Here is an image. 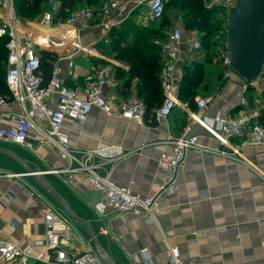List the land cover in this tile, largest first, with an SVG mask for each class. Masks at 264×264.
Here are the masks:
<instances>
[{
    "label": "built area",
    "instance_id": "obj_1",
    "mask_svg": "<svg viewBox=\"0 0 264 264\" xmlns=\"http://www.w3.org/2000/svg\"><path fill=\"white\" fill-rule=\"evenodd\" d=\"M208 8H219L228 17L237 5V0H204ZM167 0H102L94 5H83L67 10V19L55 22L59 3L53 1L37 21L24 26L19 20L14 0H0V38L8 37V68L6 83L10 97L0 93V106H6L9 98L19 105L20 113L15 126L0 125V142L5 141L25 150H34L30 134L37 131L40 143H52L60 151L68 165L55 173H63L72 180L77 173H84L91 180L93 190L100 193V199L92 206L97 217L105 218L110 213H138L146 224H159L162 212L161 199L171 198L178 193V176L184 167L187 153H213L235 158L247 147H259L264 151V107L260 106L264 92V66L261 74L251 81H243L238 103L242 111L238 114L217 111L208 116L215 96L195 98L196 111L188 109L189 104L179 99L176 74L184 51L202 50L197 32L187 35L180 27H174L166 39L158 43L162 68L160 72L164 101L154 111L157 121L167 119L176 108L186 107L189 120L180 134L169 137L170 148L162 152L159 159L158 189L146 196L134 193L133 181L127 186L119 185L110 177V172L101 175V164L92 162L98 155L109 151L122 153L120 149L86 151L82 158L76 156L82 151L70 144L69 136L63 131L65 119L80 123L88 121L94 109L102 110L108 116L120 117L144 125L147 107L138 94L122 96L126 89L117 77L121 68L97 49V45L110 43L112 30L120 26L134 11H139L145 21L160 20L165 13ZM29 23V24H30ZM145 26V25H144ZM44 29H51L44 37ZM101 36L98 37L97 33ZM69 59L70 67L76 56L97 57L105 61L91 74L83 89L67 85L60 76V70L53 69L49 82L45 83L41 71V51ZM228 50L222 52L221 63L229 69ZM57 55V56H58ZM206 132L207 139L218 143L211 147L201 140L196 128ZM237 139V144L233 140ZM51 171H47V174ZM27 176L23 173L0 172V177ZM28 197L40 202L45 223V235L35 242L45 248L41 259L47 264H104L84 229L73 222L59 205L39 187H30ZM38 259L32 248H25L14 241L0 240V264H28ZM165 264H205L185 262L177 247L169 246Z\"/></svg>",
    "mask_w": 264,
    "mask_h": 264
},
{
    "label": "crops",
    "instance_id": "obj_2",
    "mask_svg": "<svg viewBox=\"0 0 264 264\" xmlns=\"http://www.w3.org/2000/svg\"><path fill=\"white\" fill-rule=\"evenodd\" d=\"M175 27L184 28L180 20L175 21ZM186 31V35L190 33ZM97 35L100 37L101 33ZM99 45L97 49L103 53ZM203 53V47L199 52L187 49L183 52L176 74L177 84L186 64L193 60L203 61L209 71L205 77L209 88L201 87L198 96L207 95V91L219 84L212 95L215 102L208 116H214L217 111L240 113L242 108L238 100L244 80L231 71L216 72L213 62H206ZM111 60L121 66L119 69L127 71L130 68L123 60ZM73 61L70 67L69 59H59L58 55L53 69L60 70L66 84L83 89L98 67L91 56H76ZM138 87L139 81L135 78L120 95L138 94ZM162 103V93L151 99L150 116H146L144 125L94 109L85 123L65 119L63 131L69 136L71 146L82 151L76 154L78 158L86 151L107 147L120 149L121 154L111 148L109 153L94 157L92 162L102 165L97 168L101 175L110 172L112 180L123 186L133 181L134 193L146 196L158 189L159 159L162 152L170 148L169 137L180 134L189 120L187 110L192 111L190 105L188 109L176 108L167 119L157 121L154 111ZM260 106L264 107V101ZM19 113V105L9 98L6 106H0V125L15 126ZM196 133L204 143L218 146L216 141L205 138L203 128L197 127ZM30 141L34 150L25 151L36 158L43 169L51 171L48 178L73 209L94 221L101 240L117 264H165L169 246L177 247L185 262L264 264V151L261 148L247 147L235 158L189 151L178 176V193L161 199L162 212L157 225L146 224L140 214L133 212L97 217L92 206L101 196L92 189L89 176L77 173L72 180H67L65 174L53 172L68 165L58 148L52 143H40L35 130L30 134ZM237 142L233 140L234 144ZM7 143L1 141L0 146L10 147ZM0 172L17 173L11 168L8 157L1 153ZM21 177H0V240L32 248L38 259L28 264H47L41 260L45 248L35 245L45 235L42 208L40 202L26 195L30 187L37 185L32 179Z\"/></svg>",
    "mask_w": 264,
    "mask_h": 264
},
{
    "label": "trees",
    "instance_id": "obj_3",
    "mask_svg": "<svg viewBox=\"0 0 264 264\" xmlns=\"http://www.w3.org/2000/svg\"><path fill=\"white\" fill-rule=\"evenodd\" d=\"M15 10L19 20L23 24L35 22L46 11L51 9L52 2H58L60 7L56 13L55 22L59 19H67V10H73L78 6L94 5L102 0H14ZM170 2V3H169ZM165 5L164 16L160 19L163 25H168L167 6L182 14L185 18L187 29L195 30L206 50V62H213L209 52L215 48L222 47L227 50V15L222 9L208 8L204 0H170ZM139 11H134L120 26L114 28L110 34V43H100L99 47L107 56L123 60L130 65L129 70L117 69V77L123 82L121 87H128L133 79H138V94L147 104V115L150 113L151 99L160 95L163 90L160 80L162 59L160 56V45L154 40L159 37L157 27H139L137 18ZM225 30V33L222 31ZM216 36L224 38L223 45H218L214 40ZM167 37V36H166ZM165 37V39H166ZM8 37L0 38V93L10 97L6 83L8 68ZM216 56V55H215ZM58 56L49 51H41V71L45 83L49 82L53 74L54 63ZM94 65L100 67L105 64L104 60L92 57ZM184 71L179 81V99L188 102L193 111L197 110L195 98L200 94V88H209L205 83L208 74L205 62L193 60L184 66ZM225 70V68H222ZM222 76V75H221ZM68 85V84H67ZM70 86V85H69ZM72 87V86H71ZM264 98V92L262 93ZM164 101V96H163ZM162 105V104H161ZM150 116V115H149Z\"/></svg>",
    "mask_w": 264,
    "mask_h": 264
},
{
    "label": "water",
    "instance_id": "obj_4",
    "mask_svg": "<svg viewBox=\"0 0 264 264\" xmlns=\"http://www.w3.org/2000/svg\"><path fill=\"white\" fill-rule=\"evenodd\" d=\"M227 34L229 67L243 80H255L264 66V0H237L228 17ZM0 153L20 165L22 173L30 176L37 187L52 196L66 215L84 229L104 264H117L101 240L94 221L80 216L73 209L50 181L47 170L12 148L0 146Z\"/></svg>",
    "mask_w": 264,
    "mask_h": 264
},
{
    "label": "rangeland",
    "instance_id": "obj_5",
    "mask_svg": "<svg viewBox=\"0 0 264 264\" xmlns=\"http://www.w3.org/2000/svg\"><path fill=\"white\" fill-rule=\"evenodd\" d=\"M169 1L170 0H167V2H169ZM140 15H141V13H140ZM166 17H167V21H168L167 24L168 25H163L162 24L163 21H161V20L145 21V24H144V22H143L144 21V15H142L141 18H137V22L140 25L139 27H155V28L157 27L158 29H160L159 37L154 40V42H158V43L162 42L165 39V37L168 36V33L175 27V21L176 20H180L181 24L184 27L183 29H184L185 33L187 32L186 31L187 30V24H186L185 18H183L182 14H180L179 11L167 6V15H166ZM23 25L24 26H26V25L29 26V25H31V23L30 24L27 23V24H23ZM189 31L191 32V30H189ZM222 33H225V30H223ZM214 40L217 41L218 45H223V43L225 42L224 38L220 37V36H216L214 38ZM99 49L102 50L101 48H99ZM203 51H204L203 55L206 56V50L203 49ZM223 51L224 50H223L222 47H219V48L217 47L213 51L209 52V57H213V59H214L213 63H212L213 69H215L216 72H223L224 74L227 73V72H230V71L233 72V73H236L232 68H229L227 70L226 69L222 70V68H225L223 66V63H221V59H222L221 56H222V52ZM105 56H107V55H105ZM107 57L109 59H113V57H111V56H107ZM218 87H219V84H216V86H213V89H211L210 91H207V95H202V96H211V95H213L214 93L217 92V88ZM6 145H9L10 147L15 148V150L21 156L29 157V158H31L32 160H34L35 162H37L39 164V161L36 158H34L32 155H30L27 151H25V149H23V148H21V147H19L17 145H13V144H8L7 143ZM9 163H10L11 168H13V171H17V173H22L23 172L22 167L20 165H18L17 163H15L14 161H12L11 159H9ZM11 173H14V172H11ZM21 179L29 181L31 179V177L30 176H23V177H21ZM54 183L57 185V183L55 181H54ZM57 186L59 187V185H57ZM49 197H50V199L52 200V202L54 204H57V202L54 200V198L52 196L49 195Z\"/></svg>",
    "mask_w": 264,
    "mask_h": 264
},
{
    "label": "bare ground",
    "instance_id": "obj_6",
    "mask_svg": "<svg viewBox=\"0 0 264 264\" xmlns=\"http://www.w3.org/2000/svg\"><path fill=\"white\" fill-rule=\"evenodd\" d=\"M42 31H44V34H43L44 37H49L52 33L51 29H44Z\"/></svg>",
    "mask_w": 264,
    "mask_h": 264
}]
</instances>
